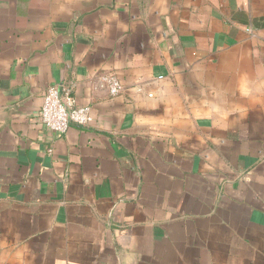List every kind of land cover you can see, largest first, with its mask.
<instances>
[{
	"label": "crops",
	"instance_id": "obj_1",
	"mask_svg": "<svg viewBox=\"0 0 264 264\" xmlns=\"http://www.w3.org/2000/svg\"><path fill=\"white\" fill-rule=\"evenodd\" d=\"M0 264H264V0H0Z\"/></svg>",
	"mask_w": 264,
	"mask_h": 264
},
{
	"label": "built area",
	"instance_id": "obj_2",
	"mask_svg": "<svg viewBox=\"0 0 264 264\" xmlns=\"http://www.w3.org/2000/svg\"><path fill=\"white\" fill-rule=\"evenodd\" d=\"M98 84L107 88L110 95L116 96L123 91V85L113 73H102ZM42 125L55 134H63L70 125L87 126L93 121L90 106L76 104L71 86H49L40 110Z\"/></svg>",
	"mask_w": 264,
	"mask_h": 264
}]
</instances>
